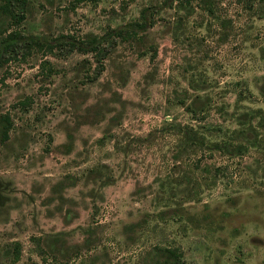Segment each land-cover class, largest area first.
I'll use <instances>...</instances> for the list:
<instances>
[{"label": "rangeland", "instance_id": "374dc122", "mask_svg": "<svg viewBox=\"0 0 264 264\" xmlns=\"http://www.w3.org/2000/svg\"><path fill=\"white\" fill-rule=\"evenodd\" d=\"M154 1L30 0L11 28L100 34ZM192 4L177 28L173 8H160L153 58L118 43L93 79L76 50L32 48L0 64L11 122L0 141V264H148L155 244L178 248L184 264H264V1L258 12L218 0L213 15ZM198 95L206 108L192 113ZM226 141L246 148L228 153ZM44 235L50 246L34 239Z\"/></svg>", "mask_w": 264, "mask_h": 264}, {"label": "trees", "instance_id": "16d2710c", "mask_svg": "<svg viewBox=\"0 0 264 264\" xmlns=\"http://www.w3.org/2000/svg\"><path fill=\"white\" fill-rule=\"evenodd\" d=\"M236 1L241 2L242 6L249 11L256 10L259 12L264 0ZM29 2L30 0H0V64L17 56H23L32 48H42L44 51L52 53H54V50H57L54 54L61 56H64L70 51L76 50L80 53L88 54L91 57V61L93 62L91 67L92 73L91 75H86L85 78L93 79L103 69V60L111 54L118 43L126 42L127 44L132 45L138 55L149 53L151 58L155 56L156 45L149 39L148 31L155 23L156 14L162 6L167 5L168 7L173 8L174 13L176 14V24L174 27L177 28V24H180L182 20L188 16L189 10L194 8L192 2L203 9L207 14L213 15L214 7L218 0L154 1L142 5L139 8L136 17L129 19L124 23L116 24L115 26H106L100 34L85 33L81 37H76L73 34L60 32L57 35L48 38H43L37 35H24L18 29L11 28L13 25H17L21 22L25 17ZM181 10H183V12ZM219 24L224 26L225 20L221 19ZM41 65V69L44 68L43 71L47 74L51 72V65L48 60H43ZM196 98H198V101L195 100ZM185 107L190 112L197 113L205 110L206 102L205 99L203 101V98L198 95L194 96V98L192 97ZM250 113L251 112H249V114ZM246 114L248 113H238L236 120L244 119ZM10 124L11 122L8 113L5 112L0 114V141L7 138ZM238 124L242 126L243 121H239ZM241 126L234 129L233 132H247ZM189 131H194L193 127L190 125H185L180 129V133L186 137H188ZM197 141V143H203L204 136L199 134ZM220 145L228 153H240L241 149L246 148L241 142L232 143V141H226ZM66 150H68V146L66 147ZM86 229H88V227H86ZM34 239L37 241L45 240L48 244L47 235L35 237ZM10 244L11 246H9V248L11 247V251L6 249L4 255L6 257H11V261H14L19 257L20 250L18 247V241H12ZM48 246H50V243ZM146 257H149V260L147 261L148 264H184L181 258V251L176 247L166 245H152L147 251Z\"/></svg>", "mask_w": 264, "mask_h": 264}]
</instances>
